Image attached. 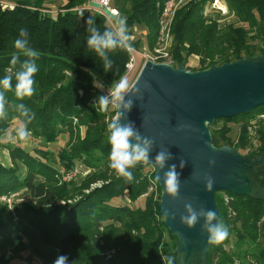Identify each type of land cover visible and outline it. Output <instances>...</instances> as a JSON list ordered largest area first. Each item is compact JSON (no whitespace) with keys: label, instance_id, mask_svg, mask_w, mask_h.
I'll return each instance as SVG.
<instances>
[{"label":"trees","instance_id":"16d2710c","mask_svg":"<svg viewBox=\"0 0 264 264\" xmlns=\"http://www.w3.org/2000/svg\"><path fill=\"white\" fill-rule=\"evenodd\" d=\"M166 1L112 0L111 5L118 11L116 18L126 17L128 37L140 27L145 31V48L152 51ZM222 1L234 22H226L229 15L205 12L211 0H188L177 10L166 61L169 65L187 68L195 57L199 64L196 70H205L264 56V0ZM56 3L61 4L54 8ZM87 4L88 0H0V77L11 75L19 67L11 65L10 60L17 52L13 41L20 28L28 30L31 46L40 53L33 94L20 100L12 91H4L7 116L0 118V139L16 121V103H24L35 114L28 140L47 146L63 135L68 137L58 153V169L53 166L55 162L48 165L27 149L0 140L11 162L7 167L0 164V195L24 189L32 199L16 205L13 212L12 206L0 202V264H9L27 250L43 264H53L59 255L67 256L69 264H166L167 257L176 255L177 237L169 233L159 214L160 187L154 173L145 171L150 166L138 164L131 169V182L117 178L108 167L106 126L116 110L110 106L112 112L100 111L93 104L100 95H106L112 83L125 76L129 53L126 48L110 53L113 66L104 70L102 60L87 48L90 33L86 20L94 17L96 27L103 32L113 29L111 21L116 18L108 20L97 13L77 11ZM127 43L139 50L143 47L139 41ZM97 82L103 84L102 91L94 87ZM262 116L264 105L246 114L215 120L209 126L212 144L217 148L230 146L243 156L264 155ZM239 119L242 127L235 142L226 136V128L215 127L219 121ZM258 124V146L254 148L248 128ZM87 167L93 171L88 176L62 180V175ZM78 180L80 184H76ZM98 183L101 185L89 194L66 203ZM221 192L227 199L219 197L220 192L215 198L229 236L209 246L206 264H264V191L259 199ZM144 196L143 207L131 206ZM122 198L126 204H114ZM165 234L175 240L172 252L165 246ZM230 237L235 238L234 250L226 251Z\"/></svg>","mask_w":264,"mask_h":264},{"label":"water","instance_id":"95a60500","mask_svg":"<svg viewBox=\"0 0 264 264\" xmlns=\"http://www.w3.org/2000/svg\"><path fill=\"white\" fill-rule=\"evenodd\" d=\"M90 5L99 8L97 3ZM103 12L113 18L109 10ZM132 86L140 91L134 96L130 90L125 97L133 100V107L121 123L133 122L142 137L153 140L145 165L153 168L160 187L159 214L169 233L177 237L175 253L180 264H206L210 245L202 231L203 217L192 229L183 226L180 217L188 214L185 205L190 204L196 212L213 210L220 220L215 193L221 191L261 198L264 155L243 156L230 146L215 147L209 126L217 119L246 114L264 105V56L196 71L147 61ZM160 151L171 155L162 169L153 164ZM209 161H214L211 167ZM172 165L180 185L174 197L167 194L164 184V174ZM209 176L213 186L206 189Z\"/></svg>","mask_w":264,"mask_h":264},{"label":"clouds","instance_id":"9594fccd","mask_svg":"<svg viewBox=\"0 0 264 264\" xmlns=\"http://www.w3.org/2000/svg\"><path fill=\"white\" fill-rule=\"evenodd\" d=\"M90 35L86 39L87 48L92 50L103 62V68L108 71L113 66L110 53L117 49L128 47V29L126 17H119L114 20L113 29H105L103 32L96 27V20L89 16L86 20ZM14 48L17 50L12 55L10 63L13 66L19 65L11 75L0 77V118L7 116L6 104L8 103L4 91H12L20 100L30 97L34 92V76L39 71L37 61L40 53L30 44L29 32L26 28H20L18 35L13 41ZM21 56L25 59H21ZM15 81V83H13ZM94 87L102 88V83H94ZM131 90L132 95L139 94V89L130 85L129 81L123 77L111 84L107 95H100L93 105L100 111L107 112L109 107L114 108L115 115L107 123V143L110 145L108 155V167L112 169L117 178L123 177L131 182L134 179L133 171L138 164H148L149 153L152 149L153 140L142 137L134 127L133 122L121 123V119L131 111L133 100L125 99ZM17 123L15 127L16 136L24 141L30 136L29 125L35 119V114L24 103L15 104ZM171 158L170 153L160 151L154 157L153 164L163 168L165 162ZM214 161H209V166ZM183 167V162H181ZM172 165L164 174V184L167 194L175 196L179 189V174ZM159 179V178H156ZM213 186V179L209 176L205 182V188ZM187 215L180 217V223L187 229H192L201 217L204 219L202 231L207 235L206 243L216 245L224 241L229 236V227L217 218V213L211 209H201L199 212L193 210L190 204L185 205ZM163 216L168 219L165 212ZM215 221V223H213ZM182 259V258H181ZM53 264H69L68 257L59 255ZM166 264H180L177 255L167 257Z\"/></svg>","mask_w":264,"mask_h":264},{"label":"rangeland","instance_id":"374dc122","mask_svg":"<svg viewBox=\"0 0 264 264\" xmlns=\"http://www.w3.org/2000/svg\"><path fill=\"white\" fill-rule=\"evenodd\" d=\"M220 2L223 3L222 0H220ZM59 4H61V3H56L53 7L56 8L57 6H59ZM226 10H227V8H226ZM207 11H210L209 5H207L205 8V12H207ZM211 12H215V11H210V13ZM226 13H227V15H225V17L229 15L228 10L226 11ZM229 16H231V17L226 18V22L227 23L231 22V21L234 22V19L232 20V17H233L232 14ZM111 24L113 25L112 27L114 28V21L113 22L111 21ZM128 41L131 43L139 41L140 44L142 42L143 47L141 46L140 50H142V52H143V50H145L147 52V50L145 48V43H146L145 31H143L140 27L133 29V31L131 32V34L128 37ZM143 65H144L143 60L141 58H139L137 67L132 72H130L129 74H126L123 78L127 79L129 81L130 85H132L134 83L136 77L138 76L141 68L143 67ZM186 67H187L186 69H188L189 71H192V70L196 71V69L199 68L198 58L192 57ZM103 89H104L103 87L98 88L99 91H102ZM112 111H113L112 109L108 110V112H112ZM241 123H242L241 119L237 120L236 122L219 121L216 123L215 127L216 128H221V127L226 128L228 130L227 131L228 133L226 134V136L230 139V141L235 142L238 139L240 131H241V127H242ZM13 124L11 126L10 132L6 134L8 136H6V135L4 136L5 138L3 139V142H9L11 145L19 146L21 148H25L35 158H37L41 161H44L48 165H52L55 162L53 165L54 168H56V169L59 168L58 164L60 165V160L58 159V153L61 151V149H63V147L67 143V140H68L67 135L66 136L63 135V136L59 137L58 141L56 143L51 144V145H47V146L44 145L45 146L44 147V146H40L37 142L31 141L28 139L24 140V141L20 140L15 134V126H13ZM259 127H260V125L258 124V125H254V127L250 125V127L248 128L249 136L251 137L250 142L254 148H256L258 146V137H257L256 130H258ZM83 132H84V129L81 128V135L83 134ZM36 150H42L43 152H45L47 154L46 157H43L42 155H40V152H38ZM248 151H249V149H247L245 151V153ZM10 163L11 162H10L8 151L6 149L0 147V164L7 167V166L11 165ZM81 170H82V173L79 176V179L81 177H85L86 175L88 176V174L93 172L88 167L86 169L83 168ZM145 171L149 175L154 173V170L151 167H148ZM77 182L78 183H76V184H80L79 180ZM96 185L91 186L87 190H82V192L80 194H75L71 198V200L67 201L66 203L68 204V203H72V202L79 200L83 195L89 194L90 191H92V189L100 186L101 183H98ZM149 191L152 192L153 190L150 189ZM218 196L221 198H224L225 200L227 199L226 195L223 192L218 193ZM1 198H2V200H3V198H7V199L12 198L13 199V200H11L13 205L10 209V212H13V208L16 205H18L20 203H24V202L26 203V202L32 201V199H30L28 196V192L24 189H20L16 192H11V193L6 194V195H0V202L6 203V202L2 201ZM144 200H145V196L139 198L135 203L131 204V206L132 207H143ZM115 202L116 203H114V204H116V205L127 203L126 199H124V198L118 199ZM63 204H65V203H63ZM174 243H175V240L170 238L167 234H165V244H166L165 246H166V248H168L170 250L169 252L173 251ZM234 244H235V238L230 237L228 244L225 246L226 251H233L234 250ZM9 264H43V261H41L39 258L35 257L30 251L27 250V251L20 253L15 258H12Z\"/></svg>","mask_w":264,"mask_h":264},{"label":"built area","instance_id":"2783aa9c","mask_svg":"<svg viewBox=\"0 0 264 264\" xmlns=\"http://www.w3.org/2000/svg\"><path fill=\"white\" fill-rule=\"evenodd\" d=\"M188 0H167L162 8L160 17H159V29H158V39L155 48L152 51L147 52L145 50H139L132 46L126 47V51L129 53V60L125 64L126 74L132 72L138 64V59L141 58L145 64L147 61H151L153 63H166L169 58V48L171 44V27L175 17L177 10ZM97 3L99 4V8L96 9L90 5V3ZM112 0H88V4L84 7H80L77 9L78 12L84 13H97L108 20H113L118 16V11L112 7L111 5ZM226 6L220 2V0H211L209 3L210 11L219 12L221 16L227 15L226 13ZM103 9H107L112 14L113 18L110 19L107 15L103 12ZM144 49V48H143ZM109 90H105L106 95L108 94ZM264 117V116H262ZM82 171L81 169H74L64 175H62L63 181H70L73 179L79 178ZM2 200V198H1ZM12 198H3L2 201L6 202V204L11 207L12 206Z\"/></svg>","mask_w":264,"mask_h":264},{"label":"crops","instance_id":"0c3cea01","mask_svg":"<svg viewBox=\"0 0 264 264\" xmlns=\"http://www.w3.org/2000/svg\"><path fill=\"white\" fill-rule=\"evenodd\" d=\"M14 124H13V126H15L16 127V123H17V120L16 121H14L13 122ZM11 130V129H10ZM6 136H8V135H6ZM5 137L3 136L0 140L3 142V139H4Z\"/></svg>","mask_w":264,"mask_h":264}]
</instances>
